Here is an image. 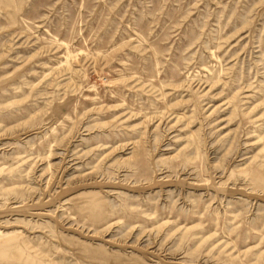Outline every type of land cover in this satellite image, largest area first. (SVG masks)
Here are the masks:
<instances>
[{
	"label": "rangeland",
	"instance_id": "1",
	"mask_svg": "<svg viewBox=\"0 0 264 264\" xmlns=\"http://www.w3.org/2000/svg\"><path fill=\"white\" fill-rule=\"evenodd\" d=\"M0 264H264V0H0Z\"/></svg>",
	"mask_w": 264,
	"mask_h": 264
}]
</instances>
